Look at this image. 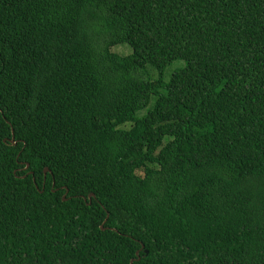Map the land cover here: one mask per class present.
Returning a JSON list of instances; mask_svg holds the SVG:
<instances>
[{
    "label": "trees",
    "instance_id": "1",
    "mask_svg": "<svg viewBox=\"0 0 264 264\" xmlns=\"http://www.w3.org/2000/svg\"><path fill=\"white\" fill-rule=\"evenodd\" d=\"M0 264H264V0H0Z\"/></svg>",
    "mask_w": 264,
    "mask_h": 264
},
{
    "label": "rangeland",
    "instance_id": "2",
    "mask_svg": "<svg viewBox=\"0 0 264 264\" xmlns=\"http://www.w3.org/2000/svg\"><path fill=\"white\" fill-rule=\"evenodd\" d=\"M113 52L116 53V54H119V55H121V56H128V55H130V54L133 53V50H132V48H131L130 46H128V45H120V46L115 47V48L113 49ZM184 66H185V63H184V62H176L172 67H170V68L166 71V73H165L166 81L168 82V81L170 80L172 74H173L176 70H178V69H180V68H183ZM157 77H158V74L156 73V71H154L152 68L149 67V68L147 69L146 77H145V78H146V79H150V80H154V79H156ZM153 103H154V100H152L151 105H150L147 109L141 111V112L139 113L138 116H139V117H143V116H145V115L148 113V111L152 108Z\"/></svg>",
    "mask_w": 264,
    "mask_h": 264
},
{
    "label": "water",
    "instance_id": "3",
    "mask_svg": "<svg viewBox=\"0 0 264 264\" xmlns=\"http://www.w3.org/2000/svg\"><path fill=\"white\" fill-rule=\"evenodd\" d=\"M14 145H17V143L15 142V137H13V140L11 141ZM29 168V165L27 166V169ZM50 171H49V169H46L45 170V176H47V174L49 173ZM95 197V195L94 194H91L90 196H89V199H90V201H92V198H94ZM64 201H66V197H64ZM106 223V222H105ZM102 230H106L105 228H104V225L102 226ZM144 247V246H143ZM137 255L139 256L140 255V253L138 252L137 253ZM132 263H134V261L132 262Z\"/></svg>",
    "mask_w": 264,
    "mask_h": 264
}]
</instances>
